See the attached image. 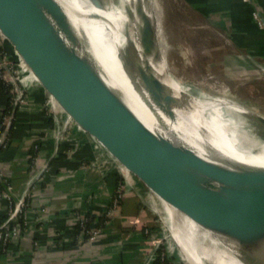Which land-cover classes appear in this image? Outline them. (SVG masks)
Wrapping results in <instances>:
<instances>
[{"label": "water", "instance_id": "water-1", "mask_svg": "<svg viewBox=\"0 0 264 264\" xmlns=\"http://www.w3.org/2000/svg\"><path fill=\"white\" fill-rule=\"evenodd\" d=\"M89 1L95 6V0ZM254 5L255 0H248V6ZM151 8L152 18H144L147 48L171 77L167 0H152ZM252 10L264 30L262 12ZM65 35L76 43L55 0H0V73L19 98L185 264L191 262L180 245L183 230H173V225L186 229L187 219L200 227L194 230L199 236L212 238L208 231L224 236L264 264V170L243 166L241 173H233L174 137L150 131L100 77H91L92 65L77 57ZM252 61L258 71L261 65ZM142 84L153 103L164 106L162 113L173 119L170 109L181 102L167 85L155 73L152 84L145 79ZM255 122L264 130V113ZM252 135L264 144L263 132ZM84 237L85 231L79 244Z\"/></svg>", "mask_w": 264, "mask_h": 264}, {"label": "bare ground", "instance_id": "bare-ground-1", "mask_svg": "<svg viewBox=\"0 0 264 264\" xmlns=\"http://www.w3.org/2000/svg\"><path fill=\"white\" fill-rule=\"evenodd\" d=\"M55 1L65 13L76 39L75 43L67 35L63 37L69 47L77 57L87 59L92 65L90 69L95 73L92 71L91 77H100L150 131L168 139L174 137L200 157L233 173H241L243 166L264 170V145L250 132L260 113L230 101L212 84L201 82L199 86L182 90L183 66H174V58L185 56L180 45L208 29L199 26L191 16L186 17L187 9L179 0L167 1L171 77L162 61H153L146 44L148 33L144 18H152V0H129L126 17H123V9L117 5L105 8L101 0H95V6L87 4V0ZM153 73L181 102V106L170 109L173 119L162 113L164 106H156L143 87V79L152 84ZM256 148L258 151L252 153ZM187 221L186 229L175 226L183 230L179 231L183 241H179L191 264H204L203 260H209L210 264H257L238 243L209 231L212 238L199 236L194 230L200 227ZM198 251L202 252L201 256Z\"/></svg>", "mask_w": 264, "mask_h": 264}, {"label": "crops", "instance_id": "crops-1", "mask_svg": "<svg viewBox=\"0 0 264 264\" xmlns=\"http://www.w3.org/2000/svg\"><path fill=\"white\" fill-rule=\"evenodd\" d=\"M184 3L192 9L189 3ZM198 8L197 14L203 19L200 26L208 29L203 34L210 37L206 41L212 44L211 50L216 44H225L226 49H231L230 55L225 57L230 70L239 71V67L250 74L254 60L261 65L257 72L264 73V30H259L251 15L252 8H256L264 16V0H255L253 7L241 0H199ZM5 86L0 77V118L8 103V88ZM22 109L27 116L22 114L20 118L24 116L27 121L17 120L12 128L10 143L1 151L0 159L1 171L18 193L24 190L31 176L41 172L43 167H49L58 145L68 147L37 110L26 103ZM28 121L39 124L40 131L45 135L44 146L40 145V133L32 130ZM69 155L83 163L80 171L70 176L77 168L76 164H65L57 170L59 174H50L47 182H36L31 189V223L25 232L23 246L30 247L37 236L42 246L38 251L22 254L15 246L8 257L0 256V264H156L159 255L156 234L146 230L148 225L124 201L119 218H115L94 241L85 240L81 244L76 241L72 230L76 222L71 218L76 206L74 201H87L88 219H97L90 225L89 229H92L107 207L104 190L109 194L114 191L79 155L72 150ZM5 211L6 204L0 202V218L5 216ZM122 220H133L135 224L127 226Z\"/></svg>", "mask_w": 264, "mask_h": 264}, {"label": "rangeland", "instance_id": "rangeland-1", "mask_svg": "<svg viewBox=\"0 0 264 264\" xmlns=\"http://www.w3.org/2000/svg\"><path fill=\"white\" fill-rule=\"evenodd\" d=\"M167 1H169V0H167ZM179 1H180L179 4L180 3H181V5L183 4L185 9H187V10H185L186 11L185 15H187L186 17L189 18L191 16L190 18H193L194 21L196 20L195 22L200 26L203 19L201 17H199L197 14L198 9H199L198 8L199 7V0H179ZM184 1L189 3L190 6H192L193 10L191 8H189L184 3ZM129 2H130L129 0H101V3L103 4V6L105 8H107V6H109V5H115V6L117 5L120 8V10L123 9L122 10L123 17H126L128 9L130 7ZM88 3L91 5L89 0H87V4ZM168 3H170V2H168ZM171 5H173V4H171ZM86 10H88V9H86ZM90 16H92V14H90ZM166 25H167L166 30H167V33L169 35L168 17H167V24ZM121 28H124V24L122 22H121ZM178 33L180 34L181 32H178ZM206 36L207 35L202 33V34L196 36V38L194 37L193 39H189L187 42H184L182 45H180V47L182 48L180 50L185 53V56L176 55L174 58V62H175L174 66H178V65L183 66L181 69V72H182L181 75L183 76V83L181 85L182 90L187 91L192 86H196V85L199 86V85H201L200 84L201 82L204 83L205 85H211L212 84L213 87L220 88L223 95L228 97V99L230 101L237 102V103H240L244 106H247L248 108H250L253 111H256L260 114L264 113V74L258 73L254 69L251 71L250 74H247V72L244 68H239V67H238L239 71L238 70H236V71L230 70L231 67H229V63H226L227 61H226L225 57L230 55L231 49H226V47H224L225 44H216L213 48V51H212L211 50L212 44H209L206 41L207 39H210V37L209 36L206 37ZM168 37H169V42H170L171 37L170 36H168ZM169 47H170V43H169ZM174 47L177 48V46H174ZM185 57L187 59H184V60H187L188 62H186V61L184 62L183 58H185ZM222 57H224V58H222ZM167 67H168L169 73L171 75L172 68H171V64L169 61V48L167 51ZM197 71H198V73H197ZM2 78H3V76H2ZM205 78H206V80H205ZM228 80H230V81H228ZM225 83H226V85H225ZM9 90H10V87L8 89V92H7L8 103L6 106V110L4 111L6 114H4V112H3V114H1V119H2V115L7 116L10 113V111L13 110L11 107V104H13L14 92L12 89L10 91ZM24 103L25 102L23 100L16 102V107H15L16 110H14L13 115H12L13 116V118H12L13 122L11 124L12 128L15 127L17 120L21 119V120L27 121V118H25L24 116H23V118L22 117L20 118V116L22 114H25V116H27V114L24 113V110L22 109L24 106ZM10 108H11V110H10ZM27 124L29 125V127L32 130L40 133L39 134L40 135V145L42 144L44 146L43 143H45V138H44L45 135H44V133H42L40 131L39 124L36 123V121H30V122L28 121ZM254 131L255 132L259 131V132L264 133V130L262 128H260L258 124L253 125L250 128L251 134L255 133ZM70 151H71V149L69 147L62 148L61 145H58L56 148L55 155L51 158L52 160L49 164V167H47V168L43 167L42 168L43 170L41 172H38V174L40 173V175H38V174L33 175V176H31L30 179L37 176L39 178L36 179V182H40L42 180L47 182L49 180L50 174L54 175V176L59 174V171H57V170L60 167H65L66 166L65 164H68V166H69V164L75 163L77 168H74L73 172L70 173V176H73L78 170L80 171L82 169L83 163H79L75 159H72L69 155ZM257 151H258L257 148L253 149L252 153L257 152ZM48 153H50V152H48ZM61 156H64V158H61ZM72 169L73 168H71V166H70V170H72ZM30 179L27 181V183L30 182ZM103 194L106 196L107 191L104 190ZM76 198H79V197H76ZM79 201L80 200H78V199L75 200L74 201L76 203L75 205L79 206L82 209L81 212L82 213L84 212L85 215L88 216L89 215V208H88L87 201L85 200V203L83 202V199H82V203H80ZM108 204L109 203H107V205ZM28 215L29 216L31 215V211H30V213H28ZM29 221H30L29 222V224H30L31 223L30 218H29ZM128 221L131 223L135 222L133 220H128ZM102 222H103V220H102ZM112 223H113V220H112L111 224ZM111 224H109L108 227H110ZM123 224H124V222H123ZM132 225H134V224H131V226ZM99 226L94 227L91 230H96V228L99 229ZM80 228L81 227H79V230H81ZM176 228H177V230H179L178 227L173 225V229L176 230ZM146 230H149V226H146ZM155 236H156V238H158L157 241L161 240L162 245H163V248L161 249V251H159V253L165 252V248L167 247L166 244L157 235H155ZM169 258H171L172 260L177 259L178 264H185L184 261L182 259L178 258L177 255L172 251H171V256Z\"/></svg>", "mask_w": 264, "mask_h": 264}, {"label": "built area", "instance_id": "built-area-1", "mask_svg": "<svg viewBox=\"0 0 264 264\" xmlns=\"http://www.w3.org/2000/svg\"><path fill=\"white\" fill-rule=\"evenodd\" d=\"M241 2L245 5H248V0H241ZM251 15L256 22L258 28L263 30L260 20L258 19L256 12L254 10L251 11ZM2 74L0 73L1 80L12 89L11 86L7 83L4 76L2 78ZM9 89V88H8ZM9 90V91H10ZM13 90V89H12ZM14 92V100L13 104H11L10 113L7 116H2V121L0 122V159H1V151L7 148L10 143V129L12 127V118L13 112L16 110V102H19L21 99H17L19 96ZM4 117V118H3ZM40 175V173L38 174ZM39 177L35 176L30 179V182L26 183V186L22 192H15L12 184L9 182L7 178L0 171V202L6 204L5 211V219L0 223V248L5 245H15L17 251L22 254L26 252H35L40 249L42 246L39 237L37 236L32 242L30 247L24 248L23 240L25 238V232L29 227V215L31 211V189L32 185L36 184V179ZM109 203L104 211L100 213V219L103 220L102 224L99 226V229L91 230L87 227L88 217L85 213L81 212V208L79 206H75L71 213V218L76 222V224L81 227V231L76 238V241L81 240V234L85 231V240H95L101 233L104 231L109 224H111L112 220L115 218H119L121 213V204L122 200L115 193L109 194L105 196ZM124 224L129 226L131 224H135V222L131 223L128 220H123ZM96 227V226H95ZM157 251H161V240L157 242ZM12 249L8 248L2 254L3 258H6L10 255ZM159 258L163 261V264H178L175 260L169 258L171 256V250L166 247L165 252L159 253ZM165 262V263H164Z\"/></svg>", "mask_w": 264, "mask_h": 264}, {"label": "trees", "instance_id": "trees-1", "mask_svg": "<svg viewBox=\"0 0 264 264\" xmlns=\"http://www.w3.org/2000/svg\"><path fill=\"white\" fill-rule=\"evenodd\" d=\"M2 83H3V81H2ZM5 88H9L7 85L5 86ZM6 110V109H5ZM5 110H3V112L5 111ZM3 114V113H2ZM4 114H6L5 112H4ZM2 116H4V115H2ZM2 121V119L0 118V122ZM12 133V127H11V129H10V137H11V134ZM61 158H64V156H61ZM5 219V216L4 217H1L0 218V223L3 221ZM96 218H94L92 221L89 219L88 220V223H87V227L89 228L90 227V225H92V222H96ZM102 224V220L101 219H98V222L96 223V226H99V225H101ZM72 230H74V233H73V236H74V238L76 239L77 238V236L79 235V233H80V231L81 230H79V226L75 223V225L73 226V228H72ZM106 230V229H105ZM149 230H152V229H150L149 228ZM13 247H15V245H5V246H3V247H1L0 248V256H2V254L4 253V251H6V249H8V248H13ZM158 259H157V261L155 262L156 264H163V261H161V259L159 258V256L157 257ZM165 263V262H164Z\"/></svg>", "mask_w": 264, "mask_h": 264}]
</instances>
